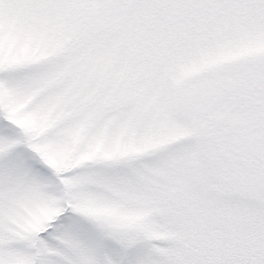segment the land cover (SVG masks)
I'll use <instances>...</instances> for the list:
<instances>
[{
  "label": "snow or ice",
  "instance_id": "6c2138e0",
  "mask_svg": "<svg viewBox=\"0 0 264 264\" xmlns=\"http://www.w3.org/2000/svg\"><path fill=\"white\" fill-rule=\"evenodd\" d=\"M0 264H264V0H0Z\"/></svg>",
  "mask_w": 264,
  "mask_h": 264
}]
</instances>
